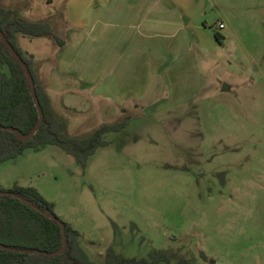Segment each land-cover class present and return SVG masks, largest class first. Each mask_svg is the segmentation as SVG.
Returning <instances> with one entry per match:
<instances>
[{
    "label": "rangeland",
    "instance_id": "rangeland-1",
    "mask_svg": "<svg viewBox=\"0 0 264 264\" xmlns=\"http://www.w3.org/2000/svg\"><path fill=\"white\" fill-rule=\"evenodd\" d=\"M196 1L227 27L224 45L198 57L204 95L167 111L81 98L65 113L68 136L127 123L86 168L51 145L0 164V190H38L97 263L114 248L172 264H264V0ZM13 2L41 12L50 0Z\"/></svg>",
    "mask_w": 264,
    "mask_h": 264
},
{
    "label": "crops",
    "instance_id": "crops-1",
    "mask_svg": "<svg viewBox=\"0 0 264 264\" xmlns=\"http://www.w3.org/2000/svg\"><path fill=\"white\" fill-rule=\"evenodd\" d=\"M0 6L51 24L63 41L18 36L60 121L81 98L122 109L186 107L208 86L198 57L220 49L217 33L226 40L227 27L218 30L196 0H50L41 12L28 2Z\"/></svg>",
    "mask_w": 264,
    "mask_h": 264
},
{
    "label": "trees",
    "instance_id": "trees-1",
    "mask_svg": "<svg viewBox=\"0 0 264 264\" xmlns=\"http://www.w3.org/2000/svg\"><path fill=\"white\" fill-rule=\"evenodd\" d=\"M0 30L28 67L43 114L41 127L27 142L7 130L13 128L29 135L38 124L40 114L25 71L0 38V164L17 159L27 149L51 145L73 156L82 168H86L90 157L108 145L105 135L120 132L127 123L104 125L85 139L68 136L67 123L56 118L50 97L38 81L33 57H28L18 46L19 35L30 38L54 36L51 24L23 20L17 11L0 6ZM54 37L63 46V41ZM216 38L222 47L224 37L217 33ZM0 191L11 192L31 204L13 196H0V245L5 246L0 249V264H172V256L168 253H158L150 259L127 258L114 248L107 249L103 263L92 261L81 245L80 232L58 217L55 204L47 201L38 190L16 185ZM65 244L67 247L60 255H50L63 249ZM179 264L188 263L182 260Z\"/></svg>",
    "mask_w": 264,
    "mask_h": 264
},
{
    "label": "water",
    "instance_id": "water-1",
    "mask_svg": "<svg viewBox=\"0 0 264 264\" xmlns=\"http://www.w3.org/2000/svg\"><path fill=\"white\" fill-rule=\"evenodd\" d=\"M0 38H1V41L3 42L4 46L7 48V50L12 54V56L17 61V63L25 71V74H26L27 79H28V83H29V87H30L31 93L33 95L34 102H35L36 107H37V109L39 111V114H40V118H39L38 124L36 125V127L34 128V130L32 131V133H30L29 135H23L20 131H18L16 129L7 128V130H9V131L15 132L20 137V139L22 141L27 142V141H29L30 139H32L34 137V135L38 132L39 128L41 127V124L43 122V114L41 112L40 104H39V101H38V98H37V95H36L34 80L32 78V75H31L30 71L28 70V67L26 66V64L24 63V61L22 60V58L19 56V54L11 46V44L8 42V40L6 39L5 35L3 34V32L1 30H0ZM226 89H227V87L225 85L224 86V90H226ZM0 196H13V197H15L17 199H20L23 202L31 205L27 201L23 200L22 198H20L19 196L15 195V194H13L11 192L0 191ZM50 218L53 219L54 221H57L58 222V219L55 216L50 215ZM62 231H63V239L66 240L65 227L63 225H62ZM66 247H67V245L65 244L64 247H63V249H61V250H59V251H57L55 253H52L50 255L51 256L60 255L66 249ZM0 249H5V246L4 245H0Z\"/></svg>",
    "mask_w": 264,
    "mask_h": 264
},
{
    "label": "built area",
    "instance_id": "built-area-1",
    "mask_svg": "<svg viewBox=\"0 0 264 264\" xmlns=\"http://www.w3.org/2000/svg\"><path fill=\"white\" fill-rule=\"evenodd\" d=\"M224 29H225V25L220 23L218 25V30H224Z\"/></svg>",
    "mask_w": 264,
    "mask_h": 264
}]
</instances>
